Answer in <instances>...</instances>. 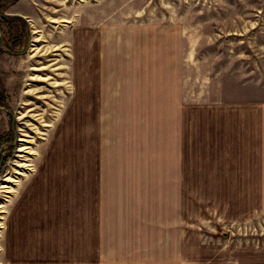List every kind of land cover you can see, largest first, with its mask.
Here are the masks:
<instances>
[{
  "label": "rangeland",
  "instance_id": "1",
  "mask_svg": "<svg viewBox=\"0 0 264 264\" xmlns=\"http://www.w3.org/2000/svg\"><path fill=\"white\" fill-rule=\"evenodd\" d=\"M249 99L264 102V0H0V264H99L139 207L111 204L127 178L135 264H264Z\"/></svg>",
  "mask_w": 264,
  "mask_h": 264
},
{
  "label": "crops",
  "instance_id": "2",
  "mask_svg": "<svg viewBox=\"0 0 264 264\" xmlns=\"http://www.w3.org/2000/svg\"><path fill=\"white\" fill-rule=\"evenodd\" d=\"M257 102L253 103L252 100L249 99L248 102V106L250 108H253L255 110L256 105H260V106H264V102L260 103L258 102V104H256ZM253 119V120H252ZM255 120V121H254ZM253 121L255 122V124L253 123ZM248 123H249V129L250 132L252 133V129L253 127L256 128L258 127V130L261 132V136L264 138V109H262V113H261V117L255 118V114L254 117L252 116V112L251 114H249L248 117ZM260 147L261 145H257L256 148H258L257 150V154L259 157L260 154ZM141 151L138 152V150L136 151V155H140ZM263 174V177L261 179V181H259V183L253 182L254 185H263L264 186V166H262V168L260 169ZM132 184V180H128L127 178V184L125 186L124 191H117L115 193V195H113V197L111 198V204H115V197H119V202L123 200V195H126V200L133 201L134 198L139 199V203L137 205H139V207H135L138 209H134L131 208L128 210L129 212V216H128V220H126V222L123 224V226H125V230L123 229V227H119L118 229L114 228V226L116 224L113 225V228H111L110 230H112L111 234H106V242H101V245L104 246L102 249V253L100 254V260H99V264H119V263H126V264H135L136 261L140 258L139 256L141 255L140 251H142L145 247H144V231H143V227H144V212L141 209L142 206V200L143 195H142V188H140V190H138L137 185L135 187H131ZM252 184V182H251ZM122 189V186L120 187ZM135 190V191H134ZM138 197L134 196L135 194H138ZM114 206V205H113ZM114 211H116L117 213H114ZM112 217H120V212L119 210H116V207L113 208L112 210ZM148 221H149V225L151 224V230H152V234L150 235V242L149 245L147 246L146 250L151 249L153 250H158L160 249V236L158 233V229H159V223H160V215H159V211H151L149 216H148ZM167 223L170 224V222H174V220H176V215H175V211L171 212V210L167 211V215L165 217ZM163 221L165 222V220L163 219ZM120 225V223H119ZM121 231V232H120ZM122 231H125V234H122ZM120 235L125 236L126 238L128 237V239L126 240V245H122L119 246V242H117L116 239H114V237L116 236L117 238H121ZM109 240H111L110 242H108ZM106 246V247H105ZM124 250L127 251L124 252ZM129 251V253H128Z\"/></svg>",
  "mask_w": 264,
  "mask_h": 264
}]
</instances>
